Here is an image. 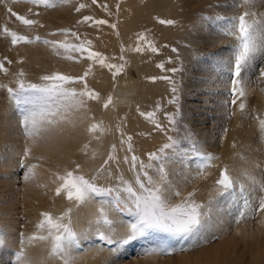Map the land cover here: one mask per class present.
Listing matches in <instances>:
<instances>
[{
	"label": "rangeland",
	"instance_id": "374dc122",
	"mask_svg": "<svg viewBox=\"0 0 264 264\" xmlns=\"http://www.w3.org/2000/svg\"><path fill=\"white\" fill-rule=\"evenodd\" d=\"M133 1L135 4L128 7L132 14L127 21L130 23L132 32L137 36L142 33L145 38L147 37L142 40L147 48L144 50L147 55L145 82L146 89L149 88L148 91L151 89V93H148L149 97L145 94L143 101L130 110L129 114L133 120L130 119V121L133 123L132 129L134 128L135 133L127 128L125 130L128 123L124 126V119L116 122L117 129L108 131L99 121L100 118L99 120L96 118L101 109L97 108L100 97H104V103L109 98L106 96L108 94L105 96L100 94L97 85V80L104 75L99 63L88 60L87 53L69 54L63 49L53 48L52 45L43 43L44 40H67L71 44H85L90 50L103 54L100 49L105 39L103 35L111 29L118 38L120 36L118 28L120 5L126 0H96L95 3L93 0H69L68 3L53 0L54 7L34 5L27 0H0V62L7 70L0 71V86H2L0 100L7 99L9 103L5 107V114L0 117V197L4 200L7 198V192L4 191L2 183L16 179L14 189L17 191V199L22 202L16 206L18 216L17 229H15V232H18L17 242H20L17 246H21L17 249L9 248L11 250L8 251L11 254L7 253L9 257L5 260L3 258V264L6 260L5 264L27 262L25 260L28 251L43 241H27L25 231L30 233L27 239L32 236H47L46 225L43 229L37 227L43 220L42 214L45 212L51 213L54 218L63 216L65 224L70 219L79 242V247H74L70 254L68 253L69 256L72 253V258L73 254L76 258L86 248L93 246V249L96 247V250L102 249L97 251L98 264H264V253H260V244L264 241V210L257 211L259 203L264 200V191L255 186L252 180L240 184L238 180L246 179L247 176L244 172L239 174L234 169L231 171L222 149L233 128L234 136L230 144L232 157L240 155L243 158L248 154L254 156L257 162L255 180L264 184V131L260 128V122L264 121V77L260 74L264 69V59L257 56L242 70L241 87L245 93L242 97L238 94L234 96L232 80L234 79V54L238 42L234 35L226 34L228 20L238 17L245 11L255 13L253 18L249 17L250 21L257 18L264 19V0H256L255 5L251 7L244 4L243 0H177V2L171 0L172 6L170 2L167 8L172 7L179 12L177 19L171 17L170 11H167L170 17L168 14L148 16L145 12L141 13L148 0ZM81 4L85 7L77 11ZM189 6L194 8L190 11L193 19L188 21L186 19L188 16H184L183 13L189 11ZM13 12L34 20L35 24L23 25L16 16L12 15ZM69 16L73 20L68 22ZM85 17H91V19L85 21ZM149 20H153L161 30H169L168 35L163 33L154 36L150 34L151 32L147 33L144 25ZM160 20H172L174 23L161 24ZM97 21H107V23L101 24ZM51 24L54 26L51 27ZM5 26L10 31L27 36L33 42L12 44L11 36L2 30ZM153 28L158 32L156 26ZM63 30H69L68 34L66 35ZM207 34L208 36H205ZM37 36L40 37L39 41L35 40ZM149 44L151 47H156L157 51L153 52ZM68 55H72L74 59H68ZM105 64L111 63L106 61ZM189 66H191L190 69ZM89 69L91 71L86 77L87 87L98 93L100 99L87 100L85 106L71 110L64 114L62 119L59 116L56 117L58 122L48 126V130L41 134V138L27 137L21 125L20 110L9 97L7 88H18V81H23L25 85L43 84L41 77L57 72L80 77ZM132 70L129 69L126 72L129 79L135 78L136 72ZM68 87L80 91L84 88V83L78 82ZM195 90L198 93L194 92ZM105 97H107L106 101ZM186 98L192 99L195 105L190 104ZM233 99L236 100L235 104L232 103ZM242 103L245 105L243 110L240 108ZM197 117L198 121H196ZM237 117L238 122H236ZM172 119L176 121L175 124L170 122ZM93 124L101 125V127L96 132L90 133L88 129ZM208 126H211V129ZM248 128L252 130L247 135ZM106 131L110 137L113 135L116 143L113 141L114 143L110 144L105 159L97 165L98 167H94L105 150L104 143L107 140L105 138L108 137L105 136ZM169 137L174 138L178 143L161 153L159 150L163 145L172 143ZM94 144H97V147ZM135 145L139 148L137 153L134 149ZM26 147L30 149L27 157L24 155ZM119 149L121 151H118ZM197 152L216 157L211 161L212 166L205 167L202 172L199 166L205 162L197 157ZM149 153H157L161 156V160H149ZM53 155H63L64 158L68 156V159L50 158ZM133 156L138 158L135 168L132 162ZM142 156L146 158L143 159ZM82 159L83 162H81ZM90 161H94L91 165L94 171L87 166V162ZM142 161L145 165L153 164L149 172L157 184L162 183L157 170L158 166L161 163L164 165L168 181L165 187L171 186L180 193L179 196H174L171 191L168 192L170 204L183 203L190 193L193 194L190 198L191 202L203 205L201 212L205 215L202 226L195 234L186 238L147 230L143 236L123 246L109 245L100 239V233L119 240L127 236L130 225L136 222L135 212L127 203L122 207H116V197L126 196L123 192L125 185L121 183V180L131 182L134 188L138 187L135 184V177L144 171L139 167ZM51 164H53L52 167ZM111 164H114L112 167L115 171L108 170L106 178L99 179V175L106 170L107 166L110 168ZM32 165L35 166L34 175L26 180L24 177L28 166ZM225 167L235 185L230 191H224L216 184L221 170ZM68 171L83 175L86 179L95 177V183L98 186L105 189H119V191L95 196L90 199L91 201L88 200L81 205L75 200L67 199L66 191H62L60 195L56 194V189L62 183L57 176H63ZM141 178L143 179V176ZM241 185L243 191L240 189ZM23 202H27V205L24 206ZM73 204L74 207L80 205L78 209L82 208H80L82 213L80 227L77 226L71 211L69 213ZM91 205L97 208V213L95 212L94 215L84 211L86 209L89 211ZM83 206L87 208L84 209ZM101 207L107 218L112 221L111 225L104 223L105 217L98 211ZM95 214L98 215L94 219L92 217ZM116 219L123 223L122 230H116ZM245 227L246 230H244ZM48 240L51 244V254L52 240L51 238ZM230 240L239 248L238 250H241V257L238 260H230L228 255L222 258L218 256L220 246ZM231 247L228 246V248ZM21 250L25 253V262L17 260L16 254ZM0 254V259L6 256ZM62 255L58 254L59 260L53 257L61 263V260L64 262L61 259ZM101 255L106 258L101 259ZM73 261L77 260L73 258Z\"/></svg>",
	"mask_w": 264,
	"mask_h": 264
},
{
	"label": "snow or ice",
	"instance_id": "6c2138e0",
	"mask_svg": "<svg viewBox=\"0 0 264 264\" xmlns=\"http://www.w3.org/2000/svg\"><path fill=\"white\" fill-rule=\"evenodd\" d=\"M27 2L34 5H45L47 7H54L53 0H27ZM59 3H68L69 0H58ZM96 0H93L95 3ZM244 4L254 6L256 0H243ZM85 7L81 4L80 8ZM11 12V9H9ZM16 18L25 26H31L35 24L32 19L25 18L23 15L12 13ZM255 16L254 12L245 11L238 17H233L228 20L227 27L228 32L226 34L234 35L237 39V47L234 54V71L232 80L233 94L242 97L244 90L241 87V73L250 62L257 56L264 59V19H252L249 17ZM91 17H85L87 21ZM224 19V18H221ZM161 24H173L172 20H160ZM97 23H107V21H97ZM112 27H116L112 25ZM6 34L11 36L12 44L18 42L32 43L33 40L29 39L25 35H19L14 31H10L6 26L2 29ZM69 30H63L67 35ZM72 35H76L72 33ZM78 38V37H77ZM146 38L141 34L138 36L139 40H145ZM36 41L40 40V37H35ZM43 43L52 45L53 48L63 49L65 53H87V59L99 63L102 67H108L110 69H116L114 75H118L122 70V65L105 64V58L101 53L90 50L85 44H71L67 40H44ZM90 43V42H87ZM149 47L151 45L149 44ZM143 49L137 46L134 51L141 52ZM153 52L157 51L156 48L151 47ZM175 51V50H174ZM68 59H74L72 55L67 56ZM122 59V57H121ZM0 71L6 72L2 62H0ZM91 69L86 71L84 75L80 77H72L61 73H53L51 75H44L41 77L43 84H28L25 85L23 81H18V88H7L9 97L14 101L16 107L20 110L21 114V125L24 130V134L27 137L38 139L41 138V134L48 130V126L57 123L56 117L63 118V115L70 112L73 109H78L85 106L87 100H96L99 98V94L93 90H89L87 87L86 77L88 76ZM176 71V69H172ZM261 76L264 77V69L261 70ZM22 75V73H21ZM78 82L84 83V88L77 91L76 88H70L68 85L75 84ZM2 87V86H0ZM175 91V89H173ZM233 104L236 100L233 99ZM111 104V97L104 103L103 107L107 109ZM245 105L242 103L240 108L243 110ZM171 123L175 124L176 121L172 119ZM100 127L98 124L90 126L88 131L90 133L96 132ZM261 131H264V121L260 122ZM172 143L165 144L159 150L161 153L165 149L172 148L178 143L172 137H169ZM30 153V149L25 148V157ZM197 157L203 160L205 163L200 165L201 172L205 167H211V161L216 159L211 154H203L200 152L196 153ZM111 158V157H110ZM148 158L151 161L161 160V156L157 153H149ZM137 157H132L133 167H136ZM34 165L28 166L27 174L25 179H29L34 175ZM139 167L144 169L141 173H138L135 177V184L137 188L132 186L131 182H124L123 192L126 196L123 198L116 197V207H122L123 204L127 203L131 210H134L137 217L136 222L130 225V230L126 237L114 240L111 236L100 233V239L109 245L123 246L130 243L132 240L143 236L147 230H156L159 232L166 233L172 237L186 238L195 234L198 229L202 226L204 213L201 212L203 205L191 202L192 193L186 198L183 203L172 205L169 203L168 192L171 191L172 195L179 196L178 190H175L171 186L165 187L168 184L165 167L161 163L158 166V172L160 173V180L162 183L157 184L154 181L149 170L153 168V164L145 165L143 162L140 163ZM79 168V165H77ZM247 178L252 180L255 186L260 187L261 191H264V184H260L255 180L254 177L246 174ZM143 176V179L141 178ZM58 180L62 183L60 187L56 189V194L60 195L62 191L67 192V199L75 200L77 203L82 204L86 201L94 198L95 196L106 195L113 191H119V189L113 188H102L95 183V177L92 179H86L83 175H76L72 171L66 172L63 176H57ZM216 184L224 191H230L234 188V181L228 174V169L225 167L221 170L220 178L216 181ZM243 191V186H240ZM247 202V201H246ZM264 210V200L258 205L257 211ZM71 210H69L70 213ZM101 216H104V223L111 225L112 221L107 218L106 213L101 207L99 210ZM43 220L37 225L38 228L43 229L47 226V236H32L30 240H52L51 255L56 256L63 254L61 258L64 260V264H71L72 257L68 255L74 247H79L78 236L75 230L71 226V221L67 224L63 223L64 217L60 216L54 218L51 213H43ZM3 243L2 234H0V244ZM18 261L25 260V253L21 250L16 254Z\"/></svg>",
	"mask_w": 264,
	"mask_h": 264
},
{
	"label": "bare ground",
	"instance_id": "6f19581e",
	"mask_svg": "<svg viewBox=\"0 0 264 264\" xmlns=\"http://www.w3.org/2000/svg\"><path fill=\"white\" fill-rule=\"evenodd\" d=\"M119 1V0H117ZM122 1V0H121ZM143 1V0H142ZM101 2V1H100ZM170 2L171 0H148L147 4H145V8H144V11L141 10V13L142 12H145L148 16L151 15V14H159V16H164L166 14L169 15V13L167 11H170V14H171V17L177 19L178 18V15H179V12H176L175 10L172 9H169L167 8L168 5H170ZM177 2V0H176ZM145 3V2H144ZM134 1L133 0H126V2H123L121 3L120 5V20H119V25H118V28H119V38L114 34L115 32H112L111 29L110 31L107 32V34L103 35V37H105L104 41H103V44L101 46V52L103 53L102 56L105 58V63L106 61L110 62L111 64L113 65H122V70L119 72L118 75H114V73L116 72V69L112 68V69H108L106 67H101L103 68V72H104V75L102 78H100L99 80H97V85H98V88H99V91H100V94H102V96L105 94H108L106 96L108 97H111V104L109 105V107L107 109H105L102 104H104V97H100V102H99V106L97 107L99 109V107L101 109H99L98 111V114H97V119L101 121V123H103V127L105 129H107L108 131L109 130H115L117 129L116 128V122L118 120H121V119H124L125 121V124L124 126L128 123L127 126H125V130L127 128V130L129 129L130 131H133L132 129V124L131 121L132 120V117L130 116V110L131 108H135L136 104H140L143 99H144V95L148 93H151V89L150 91L149 88L146 89V77H147V74H146V53L144 50H146L147 48H145L146 46H144L142 40L138 41L137 40V34L132 32L131 28H130V23L129 21H127L128 17L130 16V14H132L130 12V6H133ZM136 6V5H135ZM172 6V2H171V5ZM127 7V8H126ZM129 7V8H128ZM143 8V7H142ZM179 7H177L178 9ZM189 11L187 10V12H184V16H188L186 19H189L192 20L193 17H191L192 13L190 12L191 9H193L194 7H191L189 6ZM114 10V9H113ZM92 11V10H90ZM111 13V12H110ZM135 14V13H134ZM135 16V15H134ZM141 16V15H140ZM115 17V16H114ZM145 17V16H144ZM170 17V15L168 16ZM251 18V17H250ZM253 18V17H252ZM68 22L69 21H72L73 18L71 16H69V18L67 19ZM147 22V21H146ZM117 23V22H116ZM155 22H153V20H149L147 22V24L144 25V27H146V32L149 33L151 32L150 34H153L154 36H159L161 34H165L166 36L168 35L166 30H161L159 27V25H157L156 23L154 24ZM180 23V22H179ZM134 24V23H133ZM144 23H142L143 25ZM54 24H51V27H53ZM157 27V31H155V29L153 27ZM106 28V27H105ZM165 28V27H164ZM169 28V27H168ZM197 28V27H196ZM135 29V28H134ZM166 29V28H165ZM138 29H136L137 31ZM106 31V30H105ZM161 31V32H160ZM139 32V30L137 31ZM196 32V31H195ZM199 32H201L199 30ZM102 33V32H101ZM146 33V35H147ZM182 33V32H181ZM202 33V32H201ZM104 34V33H103ZM142 34V33H141ZM100 35V34H99ZM140 35V33H139ZM149 35V34H148ZM137 36V37H136ZM205 36H208L205 35ZM193 37V36H192ZM98 38V37H97ZM147 38V37H146ZM160 38V37H159ZM211 38H212V35H211ZM218 38V37H217ZM216 38V39H217ZM160 39H163V38H160ZM207 39V37H206ZM193 40V39H192ZM211 39H209L210 41ZM236 40V39H235ZM159 41V39H158ZM162 41V40H161ZM197 41V40H196ZM201 41V40H200ZM164 42V41H163ZM230 42V41H229ZM98 43V42H97ZM204 43V42H203ZM202 43V44H203ZM207 43V42H206ZM214 43V41H213ZM231 43V42H230ZM236 43V42H235ZM211 44V43H210ZM97 45V44H96ZM212 45V44H211ZM216 45V44H214ZM139 46L140 48H142L143 50L141 52H136L134 51V49ZM156 46V45H155ZM217 47V46H216ZM97 48V47H96ZM156 48V47H155ZM236 49V48H235ZM200 50V49H199ZM221 51V50H220ZM149 52V51H148ZM147 52V53H148ZM184 54V53H183ZM122 57V59H121ZM152 57V56H151ZM150 64V63H149ZM196 64V63H195ZM198 65V64H197ZM100 67V68H101ZM149 67V66H148ZM191 66H189V69H190ZM194 67V66H193ZM192 67V68H193ZM199 67V66H198ZM150 68V67H149ZM191 68V69H192ZM129 69H134L135 70V78L134 79H129L128 76H127V71ZM198 69V68H197ZM99 70V69H98ZM194 70V69H192ZM226 70V69H225ZM133 71V70H132ZM155 71V70H154ZM199 71V70H198ZM97 72V71H96ZM101 72V71H100ZM197 73V72H196ZM203 73V72H202ZM129 74V73H128ZM219 74V73H218ZM133 76V75H132ZM134 77V76H133ZM216 77V75H215ZM217 78V77H216ZM217 80H219L217 78ZM148 81V80H147ZM145 82V83H144ZM215 82V81H214ZM218 82V81H217ZM158 85V83H157ZM155 87V85H154ZM157 87V86H156ZM189 87V86H188ZM246 89V88H245ZM146 90L148 92H146ZM191 90V89H190ZM193 91V90H191ZM250 91V90H249ZM190 93V91H187ZM196 92V90L194 91ZM193 93V92H192ZM198 93V92H196ZM245 93V92H244ZM251 93V92H250ZM153 94V93H152ZM188 95V94H187ZM198 95V94H197ZM196 95V96H197ZM246 95V94H245ZM250 95V94H248ZM258 95V94H257ZM256 95V96H257ZM261 95V94H260ZM193 96H195L193 94ZM149 97V95H148ZM189 97V95H188ZM259 98V96H257ZM106 98L105 97V101H106ZM192 98V97H190ZM198 98V97H197ZM187 99V98H186ZM151 100V99H150ZM189 100V103L190 104H193V100L192 99H187ZM148 101V100H147ZM145 102V100H144ZM196 102V101H195ZM240 103V101H239ZM6 105H9V103H7V99H1L0 100V117H2L4 114H5V107ZM192 105V106H193ZM138 106V105H137ZM191 107V106H190ZM197 107V105H196ZM137 109V108H136ZM192 109V108H191ZM193 110V109H192ZM195 110V109H194ZM202 110V109H201ZM224 111V110H223ZM192 112V111H190ZM199 113V112H198ZM196 114V113H194ZM198 116V114H196ZM202 115V114H201ZM200 115V116H201ZM95 117V116H94ZM196 118V117H195ZM200 118V117H199ZM131 119V121H130ZM202 119V118H201ZM241 119V118H240ZM198 117H197V120L198 121ZM202 121V120H201ZM239 121V118L237 117V120L236 122ZM200 122V121H199ZM202 123V122H201ZM233 123V122H232ZM100 124V122H99ZM208 125V124H207ZM250 126V125H249ZM101 127V125H100ZM211 126H208L209 129ZM254 127V125H253ZM251 128V127H250ZM248 128L247 131H246V134L248 135L252 129ZM108 131H106V134L105 136L107 138H104L107 139L105 140V150L104 152L102 153V156H98L100 157V159L98 160V162H96V164H94L93 162L94 161H90V162H87V166H90L92 171H94V167H96L97 165H100L101 162L105 159L106 157V154L108 153V149L110 147V144H112V142L114 141L113 139V135L110 137ZM99 132V131H98ZM134 132V131H133ZM104 133V132H103ZM102 133V134H103ZM135 133V132H134ZM118 134V133H117ZM123 136H125V134H122ZM133 135V134H132ZM233 136H234V131H233V128H232V131L229 135V138H228V141L226 142V144H224V146L222 147V149L224 150L225 152V158L227 160V163H228V166L230 167L231 171L234 169L237 173L241 174L244 172V174H248L250 175L251 177H254L255 178V166L256 165V159L254 156L248 154L247 157H240V155L238 156H235V157H232V153H231V148H230V144L232 142V139H233ZM135 137V136H134ZM126 138V137H125ZM118 141V140H117ZM142 140L140 139V142ZM115 142V141H114ZM113 142V143H114ZM134 142V141H133ZM138 142V141H137ZM92 143V142H91ZM96 143V141H95ZM116 143V142H115ZM119 144V143H118ZM117 144V145H118ZM89 145V144H88ZM116 145V144H115ZM143 145V144H142ZM141 145V146H142ZM90 146H92L90 144ZM90 146H88V148H90ZM94 146L97 147V144H94ZM122 146V145H121ZM126 147V146H125ZM95 148V147H94ZM101 148V147H100ZM99 149V148H98ZM113 149V148H112ZM115 149V148H114ZM129 149V148H128ZM134 149L137 153V149H139L136 145L134 146ZM142 149V148H141ZM101 150V149H100ZM116 150V149H115ZM118 151H121L120 149ZM101 152V151H100ZM130 152V151H129ZM98 155H99V151L97 152ZM123 154V153H121ZM97 155V154H96ZM123 156V155H121ZM132 156V155H131ZM140 156V155H139ZM143 159L144 156H142ZM50 158H53V159H56V160H64V159H68V156H66V158H64V156H55L53 155L52 157ZM64 158V159H63ZM112 158V157H111ZM117 158V157H116ZM115 158V159H116ZM123 158V157H122ZM114 159V158H113ZM128 159V158H127ZM84 160L82 159L81 162H83ZM129 161H131L129 159ZM128 161V162H129ZM112 162V161H111ZM124 162V161H123ZM143 162V161H142ZM131 163V162H130ZM84 164V163H83ZM94 164V167H92L91 165ZM118 164V163H117ZM116 164V165H117ZM124 164V163H123ZM53 164H51V167H52ZM67 165V163H66ZM81 165V164H80ZM114 165V164H113ZM111 164L110 168L109 166H107L106 170L99 175V179L104 177V179L106 178L107 176V171L111 170L113 171V166ZM122 165V164H121ZM125 165V164H124ZM84 166V165H83ZM98 167V166H97ZM112 167V168H111ZM128 167V166H127ZM122 168V167H121ZM16 171V170H15ZM115 171V170H114ZM113 171V172H114ZM112 172V173H113ZM247 172V173H246ZM109 173V172H108ZM243 174V175H244ZM110 175V173H109ZM111 176V175H110ZM242 176V175H241ZM247 176V175H246ZM239 183H245V181H250V179L248 178H240V180H238ZM243 181V182H242ZM15 184H16V179H13V181H8L7 183H2V187L4 189L5 192H7L6 194V199H2L0 197V234H2V237H3V243L0 244V253L6 256L2 257L0 259V264L2 263L3 264V258L5 260V258L7 259L9 257V255L7 253H9V251L11 249L9 248H16L17 247L19 248V246H17L18 242H17V237H16V234L18 235V232H15L17 229V216H18V213L16 212L18 209H16V206H18L20 203L18 196H16V192L14 187H15ZM30 191V190H29ZM30 195V194H29ZM25 199V197H24ZM91 201V200H90ZM88 202V201H87ZM95 202V201H94ZM24 206L27 205V202H23ZM83 204V203H82ZM81 204V205H82ZM88 204V203H87ZM86 204V205H87ZM92 204V203H91ZM59 205V204H58ZM57 205V206H58ZM94 205V204H93ZM96 205V204H95ZM61 206V205H60ZM80 206V205H79ZM79 206H75L74 207V204L70 207L71 209V215L75 218V221H77V226L80 227L82 226V213H81V209L78 207ZM28 207V206H27ZM77 207V208H76ZM85 206H83L84 208ZM96 206H94L95 208ZM25 208V207H24ZM87 208V207H86ZM84 208V209H86ZM93 206L91 205L89 207V211L86 209L84 210L85 212L87 211L88 213L91 212L94 213L96 212L97 208H95L94 210ZM26 209V208H25ZM28 210V209H27ZM25 211V210H24ZM111 212V211H110ZM97 213V212H96ZM86 215V214H85ZM84 215V216H85ZM88 215V214H87ZM97 215L98 214H95V216H93L92 218H97ZM112 215V213H111ZM116 215V214H115ZM89 216V215H88ZM87 219V217H84ZM94 218V219H95ZM114 219L116 217H113ZM113 218H111L113 220ZM85 219V220H86ZM91 219V218H90ZM93 219V220H94ZM120 219V218H119ZM92 220V219H91ZM92 220V221H93ZM116 223H115V226H116V230H122L124 225L123 223H120V220L116 219ZM84 221V220H83ZM88 221H89V218H88ZM119 221V222H118ZM114 223V221H113ZM76 224V223H75ZM19 225V224H18ZM86 225V224H85ZM97 225V223H96ZM87 226V225H86ZM85 226V228H86ZM93 226V225H92ZM29 227V226H28ZM78 227H77V230H78ZM259 227V226H258ZM243 229V228H242ZM252 229V228H251ZM115 230V229H114ZM246 230V227L245 229ZM83 231V230H82ZM81 231V232H82ZM85 231V230H84ZM92 230H89V232H91ZM93 232V231H92ZM247 232V231H245ZM262 232V230H261ZM88 233V232H87ZM86 233V234H87ZM251 233V232H250ZM32 234V233H31ZM81 234V233H80ZM83 236H85L84 233H82ZM247 234V233H246ZM245 234V235H246ZM28 235H30L29 232H26L25 231V237H26V240L29 241L30 239H27ZM251 235V234H250ZM26 241V242H27ZM83 241V240H81ZM50 241L49 240H45L41 243H38L36 246L32 247L29 251H28V254H27V257H26V260L28 262V264H64V262H62L61 260V263H59L57 261L56 258L53 257V255L50 254V247H51V244L49 243ZM232 241L230 240V242L228 243H223L222 245L223 246H220V251H219V254L218 256H220L221 258L222 257H225L228 255V258L231 260H238L240 259L241 257V250H238L239 248L236 247L233 243H231ZM20 243V242H19ZM244 243V242H243ZM24 244H27V243H24ZM246 244V243H245ZM248 245V243L246 244ZM27 246V245H26ZM228 246H232L231 248H228ZM94 247H88L85 249V251L80 254H76L77 257L75 258V254L74 255V259H76L77 261H73V258H72V261H71V264H98V259L99 257H97V255L99 254V250L96 248L93 249ZM101 248V247H100ZM241 248V247H240ZM52 249V248H51ZM9 250V251H8ZM98 251V252H97ZM102 251V249L100 250ZM259 251V250H258ZM257 251V252H258ZM70 252V251H69ZM73 252V251H72ZM97 252V254L95 253ZM77 253V252H76ZM260 253L263 254L264 253V241L261 242L260 244ZM11 254V253H9ZM70 254V253H69ZM1 255V254H0ZM103 255V254H102ZM101 255V259H104L105 256H102ZM72 257V253L70 255ZM99 256V255H98ZM58 258V255L55 256ZM106 258V257H105ZM62 259V258H61ZM59 260V258H58ZM23 261V262H25ZM100 261V260H99ZM7 262V260L5 261V263ZM27 262H25V264H27ZM4 263V264H5Z\"/></svg>",
	"mask_w": 264,
	"mask_h": 264
}]
</instances>
